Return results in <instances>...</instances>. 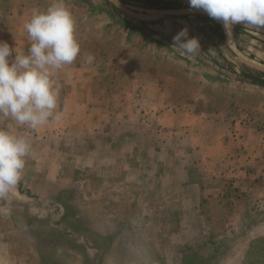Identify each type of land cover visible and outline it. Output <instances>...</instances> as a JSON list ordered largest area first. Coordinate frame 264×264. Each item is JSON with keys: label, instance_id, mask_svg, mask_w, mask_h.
<instances>
[{"label": "rangeland", "instance_id": "374dc122", "mask_svg": "<svg viewBox=\"0 0 264 264\" xmlns=\"http://www.w3.org/2000/svg\"><path fill=\"white\" fill-rule=\"evenodd\" d=\"M26 1L33 14L53 2ZM122 1L146 11L140 6L144 0ZM160 1L165 8L190 7L189 0ZM65 2L76 21L77 39L89 35L101 40L107 55H119L121 49L125 57L134 56L135 76L150 87L162 83L163 74L182 88L201 76L259 86L243 77L257 71L229 51L211 19L139 21L106 0ZM245 29L264 34V28L232 27L239 49L264 63V42ZM185 30L188 38L199 40L201 50L194 54L175 46ZM88 43L84 46L91 53L92 41ZM79 118L61 115L59 122L65 128L70 124L69 130L37 138L25 125L22 129L11 118L0 117V128L31 141L21 180L0 198V264H264V240L251 244L264 237V222H259L264 207H253L264 202L257 200L244 214V201L231 211L232 200L223 195L214 209L217 199L198 190L200 184L214 182L203 178L197 163L201 157L191 151L179 154L184 146L179 136L115 115L108 118L107 132H89Z\"/></svg>", "mask_w": 264, "mask_h": 264}, {"label": "crops", "instance_id": "0c3cea01", "mask_svg": "<svg viewBox=\"0 0 264 264\" xmlns=\"http://www.w3.org/2000/svg\"><path fill=\"white\" fill-rule=\"evenodd\" d=\"M27 2L0 0V41L13 48L12 58L15 54H27L30 47L24 25L31 19L33 10ZM11 20L20 25L12 28ZM86 38L77 39L80 52L75 61L56 73L60 85L56 109L59 119L35 130L25 125L27 132L36 133L39 138L45 132L69 130L70 124L65 128L59 122L61 115L67 119L78 116L84 130L100 133L107 132L108 118L113 115L147 121L149 128L179 136L184 145L179 148L182 157L189 151L201 157L197 163L203 178L214 184H200L198 190H207L212 199H217L212 204L214 209H218L217 201L223 195L232 200L231 211L244 201L241 212L244 214L257 200L264 202V86L252 89L251 84H222L201 76L195 84L186 83L182 88L169 83L163 74L160 78L163 82L150 87L135 76L138 71L134 56L125 57L121 49L119 55H107L101 40L90 39L89 35ZM91 41L92 52L88 53L84 44ZM89 54L94 56L91 64L85 63ZM189 84L193 88H188ZM205 87L215 91L208 92ZM208 203H205L207 209L212 202ZM253 207L263 208L264 203ZM259 222H264V218Z\"/></svg>", "mask_w": 264, "mask_h": 264}, {"label": "clouds", "instance_id": "9594fccd", "mask_svg": "<svg viewBox=\"0 0 264 264\" xmlns=\"http://www.w3.org/2000/svg\"><path fill=\"white\" fill-rule=\"evenodd\" d=\"M189 4L222 21L228 33L240 23L264 28V0H189ZM24 27L31 42L27 54L12 58L13 48L0 41V117L35 130L59 119L56 73L75 61L80 44L75 35L76 21L65 0H53L45 11L34 13ZM175 46L188 54L201 50L198 38H188L186 30L177 35ZM93 60L91 54L85 57V63ZM30 152L29 138L0 128V198L21 180Z\"/></svg>", "mask_w": 264, "mask_h": 264}, {"label": "water", "instance_id": "95a60500", "mask_svg": "<svg viewBox=\"0 0 264 264\" xmlns=\"http://www.w3.org/2000/svg\"><path fill=\"white\" fill-rule=\"evenodd\" d=\"M108 3H110L115 9H117L122 14L133 18L135 20L139 21H156L161 18L165 17H185V16H198L201 18H209L213 20L215 23H217L222 31H223V42L226 45V47L229 49V51L244 65L247 67L259 72L264 73V63L261 61H258L256 59L250 58L246 56L237 46L233 31L231 29V33H228V31L225 29L223 22L215 20L213 18H210L208 14L201 10V9H195L192 7H178V8H162L154 10L155 13H148L147 10L151 9H145L146 11L141 12L137 11L133 8H131L129 5L125 4L122 0H106ZM248 35L254 37L255 39L264 42V34L252 31V30H244Z\"/></svg>", "mask_w": 264, "mask_h": 264}, {"label": "trees", "instance_id": "16d2710c", "mask_svg": "<svg viewBox=\"0 0 264 264\" xmlns=\"http://www.w3.org/2000/svg\"><path fill=\"white\" fill-rule=\"evenodd\" d=\"M135 1L138 3L142 2V0H135ZM161 2L162 1H160V0H155V1L154 0H144L143 4L140 6L145 8V9H151V10H153V9L157 10V9L165 8V6H162L160 4ZM174 7H178V5L174 6ZM213 26H214L213 28L216 32L217 37L222 40L223 39V31H222L221 27L215 22L213 23ZM243 77L248 79L252 84L264 86V73H259V72H255L254 74L244 73ZM262 213L263 212H260L258 214H262ZM262 240H264L263 236L259 237L256 240L254 239L251 242V244H254L256 241H257L256 243H260ZM252 258H254V257H250V259H252ZM188 259L190 260L191 258H188ZM258 259H261V257ZM188 264H191V262H189Z\"/></svg>", "mask_w": 264, "mask_h": 264}, {"label": "bare ground", "instance_id": "6f19581e", "mask_svg": "<svg viewBox=\"0 0 264 264\" xmlns=\"http://www.w3.org/2000/svg\"><path fill=\"white\" fill-rule=\"evenodd\" d=\"M148 13H155V12H152V11L149 12V11H148Z\"/></svg>", "mask_w": 264, "mask_h": 264}]
</instances>
